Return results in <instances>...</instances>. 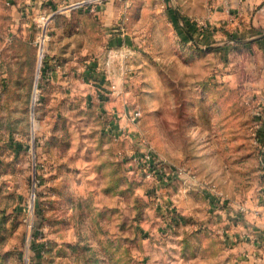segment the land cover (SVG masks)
Returning <instances> with one entry per match:
<instances>
[{
	"label": "rangeland",
	"instance_id": "1",
	"mask_svg": "<svg viewBox=\"0 0 264 264\" xmlns=\"http://www.w3.org/2000/svg\"><path fill=\"white\" fill-rule=\"evenodd\" d=\"M85 1L0 0V264L264 260V17Z\"/></svg>",
	"mask_w": 264,
	"mask_h": 264
},
{
	"label": "crops",
	"instance_id": "2",
	"mask_svg": "<svg viewBox=\"0 0 264 264\" xmlns=\"http://www.w3.org/2000/svg\"><path fill=\"white\" fill-rule=\"evenodd\" d=\"M201 10L207 17L208 22H205L207 28L209 29L208 24L214 25L213 27H219L222 24H227L229 27H234L240 23L244 24L243 27L252 29L253 31H258L259 23L262 22V17H264V0H201ZM185 21L186 28L181 27L180 21L178 22L181 30L185 32V29L188 30L197 38L203 37L204 33L199 31L193 32L190 28V21ZM251 19L254 20V26H250ZM264 19V18H263ZM248 24V25H246ZM233 25V26H230ZM212 27V28H213ZM235 28V27H234ZM204 31V30H203ZM264 35V34H258ZM264 42V40H260ZM255 210V215H258V207ZM252 258V257H251ZM254 261V257L252 258ZM264 260L258 257L255 264H263Z\"/></svg>",
	"mask_w": 264,
	"mask_h": 264
},
{
	"label": "built area",
	"instance_id": "3",
	"mask_svg": "<svg viewBox=\"0 0 264 264\" xmlns=\"http://www.w3.org/2000/svg\"><path fill=\"white\" fill-rule=\"evenodd\" d=\"M87 1H89V0H87ZM87 1H85V2H87ZM108 1H112V0H90L89 2L91 3V7H92V8H97V7L100 6L101 4H103V3H105V2H108ZM72 8H74V5H71V6L68 7V9H72ZM174 16H176V20H177V22L180 21V22L183 24L181 27L186 28L184 17H183V19H184V21H183V20L180 19V16L178 17L176 14H174ZM174 18H175V17H174ZM174 18H173V19H174ZM174 20H175V19H174ZM206 28H207V25H206L205 22H204V24L201 25V27H200L199 30H200V31H203V30H205ZM185 30H186V29H185ZM40 51H41V53H40ZM38 56H39V59H40L41 56H42V44H41V43H40V49H39ZM130 116L132 117V119L138 118V117L140 116V112H139L138 110H133V111L130 113Z\"/></svg>",
	"mask_w": 264,
	"mask_h": 264
},
{
	"label": "trees",
	"instance_id": "4",
	"mask_svg": "<svg viewBox=\"0 0 264 264\" xmlns=\"http://www.w3.org/2000/svg\"><path fill=\"white\" fill-rule=\"evenodd\" d=\"M174 17H175V18H174V19H175V23L178 24V22H177V20H176V16H174ZM180 19L184 21L183 16H180ZM178 25H179V24H178ZM185 31H186L185 33L187 34V36L189 37L190 40H194V41L197 40V37L194 36V35L188 30V28H187V30H185ZM194 38H196V39H194Z\"/></svg>",
	"mask_w": 264,
	"mask_h": 264
},
{
	"label": "water",
	"instance_id": "5",
	"mask_svg": "<svg viewBox=\"0 0 264 264\" xmlns=\"http://www.w3.org/2000/svg\"><path fill=\"white\" fill-rule=\"evenodd\" d=\"M181 23V22H180ZM181 25H183L182 23H181ZM264 36V35H263ZM35 87H36V85H35Z\"/></svg>",
	"mask_w": 264,
	"mask_h": 264
},
{
	"label": "bare ground",
	"instance_id": "6",
	"mask_svg": "<svg viewBox=\"0 0 264 264\" xmlns=\"http://www.w3.org/2000/svg\"><path fill=\"white\" fill-rule=\"evenodd\" d=\"M40 53H41V51H40Z\"/></svg>",
	"mask_w": 264,
	"mask_h": 264
}]
</instances>
